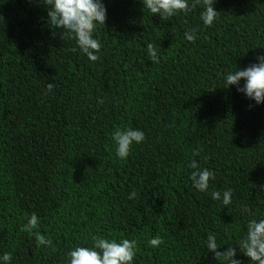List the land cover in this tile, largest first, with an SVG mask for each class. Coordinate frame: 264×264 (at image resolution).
Segmentation results:
<instances>
[{"label": "trees", "instance_id": "1", "mask_svg": "<svg viewBox=\"0 0 264 264\" xmlns=\"http://www.w3.org/2000/svg\"><path fill=\"white\" fill-rule=\"evenodd\" d=\"M104 3L99 60L90 62L37 0H0V252L11 264H65L70 247L103 234L136 238L134 264H217L205 235L234 242L242 204L264 217V100L219 78L264 51L251 49L264 46V0H215L210 27L195 9L161 20L139 0ZM186 27L198 29L194 42ZM149 41L158 63L145 53ZM114 126L145 134L124 161L114 156ZM191 158L215 172L209 192L232 189L231 205L191 188ZM32 213L51 247L19 230ZM156 234L163 243L147 246Z\"/></svg>", "mask_w": 264, "mask_h": 264}, {"label": "clouds", "instance_id": "2", "mask_svg": "<svg viewBox=\"0 0 264 264\" xmlns=\"http://www.w3.org/2000/svg\"><path fill=\"white\" fill-rule=\"evenodd\" d=\"M32 2V0H26ZM46 9L48 25L59 30L60 37L75 41L73 53L83 54L90 62L99 60L101 42L96 36V30L102 27L106 20L107 9L104 0H37ZM142 9L151 16L159 14L161 20L176 15H188L194 9L198 10L199 20L204 27H210L218 19L219 12L214 9L215 0H139ZM3 17H0V21ZM183 38L194 42L198 38L196 27H186ZM251 49H262L256 46ZM247 52V51H246ZM145 53L153 62H159L157 46L152 42L145 45ZM224 88L234 86L238 93L259 105L264 100V51L257 53L254 61L243 68L234 65L219 73ZM242 81V83H241ZM46 90L51 92L53 83L46 84ZM102 98H97V104H102ZM114 156L124 161L131 153L135 144L145 140L144 132L138 127L114 126L110 133ZM201 148L192 149V157L199 156ZM206 159V157H205ZM186 167L191 188L197 192L210 195L213 201L223 207L233 203L232 189L212 190L209 192V182L215 179V172L199 165L197 159L188 160ZM264 191V185L260 186ZM137 196L133 189L128 193V199ZM238 215L243 221V230L234 242H219L215 232H208L203 245L206 253H211L217 264H264V217H258L247 205L238 206ZM40 218L32 213L20 225V231L34 236L37 247H51V238L39 231ZM163 243L159 234L148 238L147 246L157 248ZM139 251L138 240L125 236L109 237L103 234L93 235L90 242L77 243L70 247L65 255V264H134ZM12 253L0 252V264H11Z\"/></svg>", "mask_w": 264, "mask_h": 264}]
</instances>
